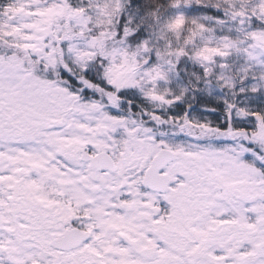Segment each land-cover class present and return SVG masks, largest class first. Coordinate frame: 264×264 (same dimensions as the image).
I'll return each instance as SVG.
<instances>
[{
	"label": "snow or ice",
	"instance_id": "obj_1",
	"mask_svg": "<svg viewBox=\"0 0 264 264\" xmlns=\"http://www.w3.org/2000/svg\"><path fill=\"white\" fill-rule=\"evenodd\" d=\"M0 264H264V0H0Z\"/></svg>",
	"mask_w": 264,
	"mask_h": 264
}]
</instances>
